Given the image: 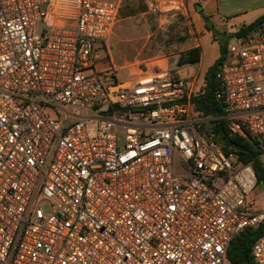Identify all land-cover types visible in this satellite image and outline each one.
<instances>
[{
  "label": "built area",
  "instance_id": "obj_1",
  "mask_svg": "<svg viewBox=\"0 0 264 264\" xmlns=\"http://www.w3.org/2000/svg\"><path fill=\"white\" fill-rule=\"evenodd\" d=\"M120 4L0 0V264H229L264 224L254 172L213 132L256 140L264 174V23L226 44L221 116L199 118L166 68L119 82L96 57Z\"/></svg>",
  "mask_w": 264,
  "mask_h": 264
},
{
  "label": "rangeland",
  "instance_id": "obj_2",
  "mask_svg": "<svg viewBox=\"0 0 264 264\" xmlns=\"http://www.w3.org/2000/svg\"><path fill=\"white\" fill-rule=\"evenodd\" d=\"M252 22L236 23L233 20H212V22H208L213 24L208 28L213 32L215 39H211L207 35L200 36L201 59L192 66L178 67L176 65L180 55V53L178 55L176 53L184 47L187 40L185 25L177 13H160L157 10L148 11L146 7L144 11L137 12L132 16L118 17L106 47L100 42H94L93 46L96 49V57L100 59V62L107 65L108 59H110L113 66L117 68L134 63L133 69L136 66L142 70L145 66L151 68L152 65L164 69L166 67L160 61L174 55L169 72L179 79L185 80L187 84L193 81L191 89L192 95H195L206 85L207 71L219 57V44L226 46L234 38L237 31ZM39 33V26L34 27L30 32L33 35H39ZM230 62L225 57L222 65H229ZM105 64H103L104 67H106ZM153 68L156 69V67ZM86 75H89V72H86ZM116 75L119 82L134 80L130 69H120L116 71ZM199 126H203V123H200ZM215 138L220 145L219 137ZM177 161L178 155L174 153V167ZM246 202L251 203L255 211L264 210V193H262L259 186L254 188L248 195ZM43 210L48 213V206H44Z\"/></svg>",
  "mask_w": 264,
  "mask_h": 264
},
{
  "label": "trees",
  "instance_id": "obj_3",
  "mask_svg": "<svg viewBox=\"0 0 264 264\" xmlns=\"http://www.w3.org/2000/svg\"><path fill=\"white\" fill-rule=\"evenodd\" d=\"M137 4H135V3ZM146 9L143 0H122L118 17L125 18L134 15L137 12H142ZM264 23V16L256 19L249 25L244 26L235 35H241L258 24ZM219 57L214 64L208 69L206 75V85L199 91V93L192 95L190 98L191 109L193 113L199 118H212L221 116V107L214 98V92L217 88L215 81V72L218 70L225 58V45L219 44ZM200 60V50L192 48L180 53L176 65L183 66L188 64H195ZM224 133L218 135L221 149L228 153L232 152L237 156L238 162L243 165H249L256 177V183L259 186L264 182V174L261 171V149L256 140L247 137L231 136L227 133L224 121L220 120ZM261 235H264V224L255 229H246L236 237H234L227 250L226 261L229 264H255L251 257V247L253 243Z\"/></svg>",
  "mask_w": 264,
  "mask_h": 264
},
{
  "label": "crops",
  "instance_id": "obj_4",
  "mask_svg": "<svg viewBox=\"0 0 264 264\" xmlns=\"http://www.w3.org/2000/svg\"><path fill=\"white\" fill-rule=\"evenodd\" d=\"M143 1L145 2L148 11L157 10L160 13H177L180 16L186 28L185 33L187 35V40L185 41L184 47L178 50L176 54L178 55V53L187 51L192 48H198L200 50V59V36L207 35L211 39H215L213 32L208 28V22H212V20H233L236 23H244L246 21L254 22L256 19L264 16V0H157V2L153 0ZM170 3H172V5L175 7L172 10H169V8L171 7V5L169 6ZM212 25L213 24L211 23L209 27H211ZM174 57L175 56L172 55L171 57L166 58L165 60H168L167 62L165 60L159 61L163 62L164 64L162 65H164L169 71L170 65L173 64ZM108 62L111 63L110 59H108ZM111 65L113 66V63H111ZM192 65L194 64H188L178 67ZM133 66L134 63H130L124 65L121 68H117L115 66H113V68L118 70L128 68L131 71V75L134 76L139 74V68L135 66V69H133ZM183 81L186 83L185 80ZM192 84L193 81L189 84L186 83V85L191 90V95Z\"/></svg>",
  "mask_w": 264,
  "mask_h": 264
},
{
  "label": "water",
  "instance_id": "obj_5",
  "mask_svg": "<svg viewBox=\"0 0 264 264\" xmlns=\"http://www.w3.org/2000/svg\"><path fill=\"white\" fill-rule=\"evenodd\" d=\"M207 25L209 27L210 24L207 23ZM213 132H214V135H216V136L222 135L224 133L223 128L220 124L214 126ZM259 187H260L262 193H264V182H261Z\"/></svg>",
  "mask_w": 264,
  "mask_h": 264
}]
</instances>
